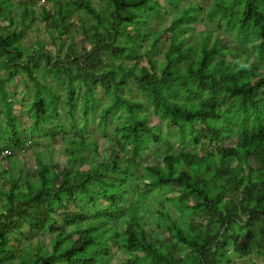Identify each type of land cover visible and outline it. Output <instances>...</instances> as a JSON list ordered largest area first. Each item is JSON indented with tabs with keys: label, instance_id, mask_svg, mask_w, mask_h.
<instances>
[{
	"label": "trees",
	"instance_id": "16d2710c",
	"mask_svg": "<svg viewBox=\"0 0 264 264\" xmlns=\"http://www.w3.org/2000/svg\"><path fill=\"white\" fill-rule=\"evenodd\" d=\"M37 1L0 0V162L13 165L30 136L41 135L47 147L65 144L67 163L46 162L43 144L34 142L36 171L22 183L12 173L0 177V264H109L112 248L125 253L124 264H258L255 257L264 258V0H214L205 12L216 26L214 39L207 28L195 42L186 32L200 22V0L185 6L183 0H100V9L92 0H57L59 10L45 5L38 14ZM165 3L175 10L168 44L162 50L165 32H156L145 48L149 14L160 16ZM78 11L93 18L83 28L89 48L68 46L53 57L45 42L23 46L26 27L38 16L52 20L57 34H50L61 39ZM2 22L12 29L1 32ZM222 31L237 45L223 42ZM23 72L32 83L26 129L7 89ZM45 74L66 84L64 97ZM96 119L110 160L98 159L97 138L85 136ZM223 138L234 142L223 145ZM205 146L206 152L197 149ZM147 152L158 162L144 163ZM147 219L153 228L145 227ZM46 229L57 232L50 246L17 249L9 242L11 235L20 242Z\"/></svg>",
	"mask_w": 264,
	"mask_h": 264
},
{
	"label": "rangeland",
	"instance_id": "374dc122",
	"mask_svg": "<svg viewBox=\"0 0 264 264\" xmlns=\"http://www.w3.org/2000/svg\"><path fill=\"white\" fill-rule=\"evenodd\" d=\"M93 5H95L98 9H100L103 5V3L100 0H92ZM162 3H164L163 0H160ZM189 1L193 0H183L182 5L185 6ZM201 3L203 4L204 10L203 13L200 16V22L195 23L194 29H190V31L186 32V35H189V40L191 41H198V39L201 36V33L209 28L211 30V38L212 40L214 39L215 36V30L216 26L214 25L213 22L208 20L205 16V12L210 8L214 0H200ZM199 1V2H200ZM47 5V8L50 9L52 12H55L60 9L57 0H52L51 2H47V0H38L36 5H35V10L36 13L40 11L42 7ZM164 7L161 10V15H154L150 13V18L148 19L147 23L145 24L144 28L147 29L149 32V36L146 40L143 41L142 45L143 47H149L151 40H152V35L156 32H165V35H163L162 39L160 40V45L161 49H165L166 45L168 44V32H166V27L175 12L173 8L169 7L168 3L163 4ZM168 6V7H167ZM62 8V7H61ZM20 10L18 8L15 9L14 11V18L16 19L17 25L14 27L16 29H20L23 27V25L20 23V16H19ZM89 21H93V18L89 15H87L84 11H78L76 15L72 16L69 19V22L71 23V27L69 29V32L67 34H64L61 39L57 38H52V35L50 34L51 31H54V25L52 24V20H45L43 17L38 16L37 20L28 25L26 27V31L24 34V37L22 38V44L26 49H31V48H37L41 42H45V47L47 50L50 51L53 57L57 55H63L68 48V46H75L78 49H81L83 47H90V42L89 39L86 37L84 34L83 28L85 26L89 25ZM7 22H2V29L1 32H5L8 29H12V27H6ZM132 28H130L131 30ZM55 34H57V31H54ZM222 37L224 36L223 42H226L227 44L230 45H237L235 40L233 39L232 34H227L222 31L221 33ZM157 58H162V55L160 52L156 54ZM230 58V57H229ZM250 58L252 60H256L257 58V53L256 51L250 50ZM116 61V60H115ZM118 61H116L117 63ZM130 62V61H128ZM142 64H147L146 59L143 60ZM46 65V63L44 64ZM40 71V70H39ZM4 70L0 68V75L3 73ZM47 82H50L51 85L56 86L57 91L60 92V94L64 97L66 95L65 91V83L62 84L60 80H55L52 79L51 75L45 74L44 78ZM131 86H133V83L131 81L130 83ZM32 83L31 81L28 80L26 74L23 72L22 76H20L17 79H14L7 83V89L9 90L10 93V99L14 103V111L19 114L24 122L23 128H27L29 124V116L27 111L25 110L27 103L29 100H31L32 97ZM83 84L79 88V92L83 93L85 89L83 88ZM128 96H139L136 92L134 91H126ZM103 91L98 88V96H102ZM105 100V98H104ZM103 100V101H104ZM29 104V103H28ZM147 111H151V107L146 108ZM80 117V115H79ZM152 121L154 123L158 122V119L153 116ZM97 119L93 122L90 123L86 127L85 131V136L90 140L93 141V139L97 138L96 140L99 143V153L100 157L98 159H111V154H110V149H109V142L106 137L101 135L97 129ZM80 123L82 124V119L80 120ZM114 127V122H110V129ZM32 139L31 141H28L25 146L21 149H18L16 157H14V164L12 165L10 162H0V177L4 178H10V173H12L15 177H18V180L20 183L23 182V176H25V173L33 172L36 171V158L34 154V149L36 148V145L34 142H41L43 146L41 145L39 149L42 150V155L43 159L47 161H52L54 164L58 166H63L67 163V158L64 154V145L65 144H56L54 147L49 145V139L46 137H43L41 135H32L30 136ZM37 140V141H34ZM234 139H227L223 138L222 141L220 142L221 144H230L233 143ZM219 143V144H220ZM198 150L202 152H206L208 147L205 146L204 148L198 147ZM149 152H147V155L144 157L143 162L151 165L154 163H157L158 161L156 159L151 158V155H148ZM85 155V154H84ZM87 161V160H84ZM6 171V172H3ZM24 173L21 175V178H19V173ZM30 180H33V176L29 177ZM1 185H4V183H1ZM6 187V186H4ZM197 216H193L192 220H195ZM145 224L146 228H153L154 225L149 219H147L146 222H143ZM118 227L124 228L125 223L121 220L117 223ZM27 226H24V229H27ZM57 232L50 231L48 229L40 231V232H33L26 237H22L20 242H17L16 239L19 237L18 234L11 235L9 237V242L12 244L17 245V249H19L23 245H27L28 243H31L32 245H36L37 242H40L43 245H48L50 246L51 242L54 240L55 235ZM141 256L143 254H140ZM237 257V256H235ZM242 259V258H240ZM249 258H246L248 260ZM256 261L258 264H264V258H259V256L255 257ZM108 263L109 264H124V261L126 260V255L124 252L121 250H116V248H112L110 250V258H108Z\"/></svg>",
	"mask_w": 264,
	"mask_h": 264
},
{
	"label": "clouds",
	"instance_id": "9594fccd",
	"mask_svg": "<svg viewBox=\"0 0 264 264\" xmlns=\"http://www.w3.org/2000/svg\"><path fill=\"white\" fill-rule=\"evenodd\" d=\"M239 66H240V68H246V67H248V65H246V64H240Z\"/></svg>",
	"mask_w": 264,
	"mask_h": 264
}]
</instances>
